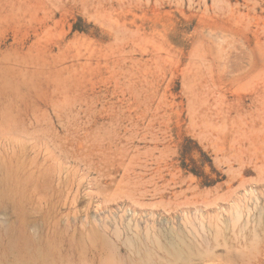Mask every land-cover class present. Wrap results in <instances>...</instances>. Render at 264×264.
<instances>
[{
	"label": "rangeland",
	"instance_id": "1",
	"mask_svg": "<svg viewBox=\"0 0 264 264\" xmlns=\"http://www.w3.org/2000/svg\"><path fill=\"white\" fill-rule=\"evenodd\" d=\"M198 255L264 256V0H0V264Z\"/></svg>",
	"mask_w": 264,
	"mask_h": 264
},
{
	"label": "bare ground",
	"instance_id": "2",
	"mask_svg": "<svg viewBox=\"0 0 264 264\" xmlns=\"http://www.w3.org/2000/svg\"><path fill=\"white\" fill-rule=\"evenodd\" d=\"M236 215L237 216L235 217V220L233 222L234 224L238 223L240 218H241V216L238 215L237 213H236ZM172 247H173V250H174L176 256H178L181 259H184L185 254L182 253V249H177V246H175V245H173ZM198 256L199 257L197 259H194L192 261V264H224V263H222V261H221V263H217L218 259L214 256H211V255H204V256L198 255ZM262 263H264V256L263 257H257L256 261L254 262V264H262ZM226 264H230V263H226Z\"/></svg>",
	"mask_w": 264,
	"mask_h": 264
}]
</instances>
